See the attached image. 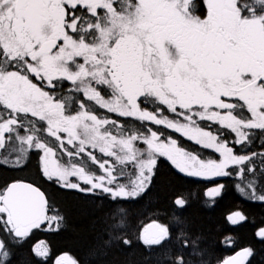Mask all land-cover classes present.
<instances>
[{
	"label": "snow or ice",
	"instance_id": "snow-or-ice-1",
	"mask_svg": "<svg viewBox=\"0 0 264 264\" xmlns=\"http://www.w3.org/2000/svg\"><path fill=\"white\" fill-rule=\"evenodd\" d=\"M244 205L264 0H0V264H264Z\"/></svg>",
	"mask_w": 264,
	"mask_h": 264
},
{
	"label": "trees",
	"instance_id": "trees-1",
	"mask_svg": "<svg viewBox=\"0 0 264 264\" xmlns=\"http://www.w3.org/2000/svg\"><path fill=\"white\" fill-rule=\"evenodd\" d=\"M241 203L242 201L235 194L229 195L225 197L224 201L221 203L220 207L215 210V213L213 215L216 217H220L221 215H227L229 210H234L240 207ZM244 206L257 218H259L261 212L264 211L259 207H254L249 205H244ZM240 234L244 237H247L249 235V230L241 229Z\"/></svg>",
	"mask_w": 264,
	"mask_h": 264
}]
</instances>
